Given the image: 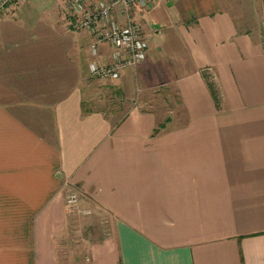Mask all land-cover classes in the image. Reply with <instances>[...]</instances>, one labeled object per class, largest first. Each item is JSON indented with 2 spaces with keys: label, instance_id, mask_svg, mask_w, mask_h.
<instances>
[{
  "label": "crops",
  "instance_id": "0c3cea01",
  "mask_svg": "<svg viewBox=\"0 0 264 264\" xmlns=\"http://www.w3.org/2000/svg\"><path fill=\"white\" fill-rule=\"evenodd\" d=\"M26 2L0 13V264H65L69 189L110 221L87 264H264V0L133 8L145 56L102 106L88 65L110 48Z\"/></svg>",
  "mask_w": 264,
  "mask_h": 264
},
{
  "label": "built area",
  "instance_id": "2783aa9c",
  "mask_svg": "<svg viewBox=\"0 0 264 264\" xmlns=\"http://www.w3.org/2000/svg\"><path fill=\"white\" fill-rule=\"evenodd\" d=\"M152 1L58 0L61 10L71 17V27L84 30L92 36V54L98 43H105L110 48L107 60L89 63L91 76L103 81L117 80L123 68L134 67L143 60L146 44L138 23L131 17V11L133 8L143 11ZM23 2L25 0H0V13L6 6H18ZM64 203L75 213H89V210L78 206L74 190L65 192Z\"/></svg>",
  "mask_w": 264,
  "mask_h": 264
},
{
  "label": "rangeland",
  "instance_id": "374dc122",
  "mask_svg": "<svg viewBox=\"0 0 264 264\" xmlns=\"http://www.w3.org/2000/svg\"><path fill=\"white\" fill-rule=\"evenodd\" d=\"M53 1L56 6H60L58 0ZM50 4V0H27L24 6H51ZM52 6L55 5L52 4ZM44 20L46 21L45 16L42 15L41 17L40 14L35 16L34 20L29 19V21L33 22L29 25H33L32 28L34 29H39ZM106 85L107 83L100 80L92 81L90 84V93L87 96L89 98L88 102L92 103L91 105L102 106V103L108 102L104 95ZM161 95L163 96L162 91L154 95L153 104L160 110L159 113H164L169 102H162L160 99ZM167 99L170 101V97ZM65 216L67 219V229L61 235L57 236L55 242L57 257L65 264H87L86 254L90 239L107 235L109 233L110 221L100 214L96 216L95 214L92 215V211L87 215L80 213L73 214L67 206H65Z\"/></svg>",
  "mask_w": 264,
  "mask_h": 264
},
{
  "label": "trees",
  "instance_id": "16d2710c",
  "mask_svg": "<svg viewBox=\"0 0 264 264\" xmlns=\"http://www.w3.org/2000/svg\"><path fill=\"white\" fill-rule=\"evenodd\" d=\"M204 78H205V81H206V85H207V88L211 94V97L213 98V100L216 102L217 101V93H216V89H215V86L213 84L212 81H209L206 77V75H204ZM175 105H177L179 103V100L175 97ZM168 118H164L163 122L159 123L158 124V127H162L164 125V122L167 121Z\"/></svg>",
  "mask_w": 264,
  "mask_h": 264
}]
</instances>
